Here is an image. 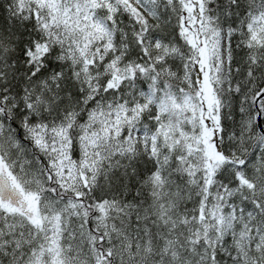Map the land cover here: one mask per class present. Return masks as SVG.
Masks as SVG:
<instances>
[{"label": "snow or ice", "instance_id": "1", "mask_svg": "<svg viewBox=\"0 0 264 264\" xmlns=\"http://www.w3.org/2000/svg\"><path fill=\"white\" fill-rule=\"evenodd\" d=\"M0 264H264V0H0Z\"/></svg>", "mask_w": 264, "mask_h": 264}]
</instances>
